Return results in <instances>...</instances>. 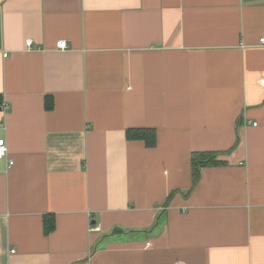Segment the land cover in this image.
<instances>
[{
  "label": "crops",
  "instance_id": "obj_1",
  "mask_svg": "<svg viewBox=\"0 0 264 264\" xmlns=\"http://www.w3.org/2000/svg\"><path fill=\"white\" fill-rule=\"evenodd\" d=\"M262 35L264 0H0V264H264Z\"/></svg>",
  "mask_w": 264,
  "mask_h": 264
},
{
  "label": "trees",
  "instance_id": "obj_2",
  "mask_svg": "<svg viewBox=\"0 0 264 264\" xmlns=\"http://www.w3.org/2000/svg\"><path fill=\"white\" fill-rule=\"evenodd\" d=\"M0 102H1V99H0ZM46 108L50 109L51 105L46 104ZM126 137L128 138V140L129 139L141 140L145 142V145L147 147H152L155 142L154 132L149 129L129 130L126 133ZM217 156H218V153L215 154V153H209V152L192 154L191 164H192L193 184H195L198 181L199 171L201 168L223 164L221 161L217 159ZM43 226H44V231L46 234L54 230L55 226H54L53 218L45 217Z\"/></svg>",
  "mask_w": 264,
  "mask_h": 264
},
{
  "label": "built area",
  "instance_id": "obj_3",
  "mask_svg": "<svg viewBox=\"0 0 264 264\" xmlns=\"http://www.w3.org/2000/svg\"><path fill=\"white\" fill-rule=\"evenodd\" d=\"M258 44L260 46H264V35H262L259 40H258ZM27 48H30L32 46V41L31 40H27L25 43ZM56 49L58 50H65L67 48V44L64 40H60L58 42H56ZM7 145L6 142L4 141V139L0 136V167L3 165V163L5 162V167L6 168H10L13 165V162L11 160L7 159ZM92 231H98L99 228L97 226H92L91 227Z\"/></svg>",
  "mask_w": 264,
  "mask_h": 264
}]
</instances>
